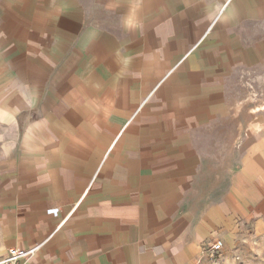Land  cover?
I'll use <instances>...</instances> for the list:
<instances>
[{
  "label": "crops",
  "instance_id": "crops-1",
  "mask_svg": "<svg viewBox=\"0 0 264 264\" xmlns=\"http://www.w3.org/2000/svg\"><path fill=\"white\" fill-rule=\"evenodd\" d=\"M263 59L264 0H0V258L206 264L264 216Z\"/></svg>",
  "mask_w": 264,
  "mask_h": 264
},
{
  "label": "rangeland",
  "instance_id": "rangeland-1",
  "mask_svg": "<svg viewBox=\"0 0 264 264\" xmlns=\"http://www.w3.org/2000/svg\"><path fill=\"white\" fill-rule=\"evenodd\" d=\"M248 69L253 70L243 77V81L248 85L249 98L252 102L258 98L264 101V59ZM236 129L238 137L245 132ZM227 176L213 177L220 184L226 182ZM227 243L223 245L222 256L211 258L206 264H264V216L256 221L242 222Z\"/></svg>",
  "mask_w": 264,
  "mask_h": 264
},
{
  "label": "built area",
  "instance_id": "built-area-1",
  "mask_svg": "<svg viewBox=\"0 0 264 264\" xmlns=\"http://www.w3.org/2000/svg\"><path fill=\"white\" fill-rule=\"evenodd\" d=\"M48 212L53 213V215L57 214V210L48 211ZM37 250L38 248H32L24 251L22 249L11 247L8 250L7 254L2 258H0V264H20L22 261H26L27 259L34 256ZM207 251L209 252V256H211V258L221 257L223 253L222 241L221 240L214 241V243L209 246ZM66 254L67 253L62 254L64 260H69L72 258L71 255H66Z\"/></svg>",
  "mask_w": 264,
  "mask_h": 264
}]
</instances>
